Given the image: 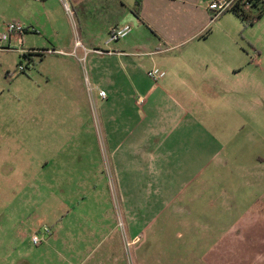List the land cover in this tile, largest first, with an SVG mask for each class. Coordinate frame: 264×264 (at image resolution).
I'll return each instance as SVG.
<instances>
[{
    "label": "rangeland",
    "instance_id": "1",
    "mask_svg": "<svg viewBox=\"0 0 264 264\" xmlns=\"http://www.w3.org/2000/svg\"><path fill=\"white\" fill-rule=\"evenodd\" d=\"M25 1L0 0V36L23 11ZM66 2L67 35L75 44L86 33L85 16L71 0ZM254 25L243 23L233 11L214 19L203 57L217 72L187 78L177 71L176 79L181 80L175 88L186 92L188 102L174 90L163 94L158 83L156 91L163 95L154 111L145 106V96L137 94L133 103L139 99L142 103L137 108L128 103L122 118L116 107L108 105L106 111L88 63L77 61L83 46L70 48L72 56L40 53L30 69L23 54L25 49L41 48L39 42L0 46L1 243L16 247V256H32V237L39 236L41 244L46 228L56 227V217L64 219L61 229L73 231L106 229L111 218V229L123 238L126 264H136L137 240L131 237L139 233L145 236V249L138 254V263L149 264L153 242L160 249L161 264H166L169 242L161 236L179 225L168 217L196 220L188 225L213 229L219 217L215 201L230 195L232 188L246 187L235 172L255 175L254 171L264 170V26ZM144 32L135 29L128 40L151 38ZM169 59L136 57L130 82L151 89L155 83L147 72L155 67L164 70L160 64ZM22 64L26 72H19ZM169 73L163 80L173 75ZM118 81L126 82L124 76ZM110 116L118 120L112 127L128 121L134 137L141 131H136L138 123L145 121L146 128L153 120L157 133L152 140L159 144L156 156L123 152L119 172L112 149L124 136L114 128L112 134L108 131ZM180 165L185 177L192 172L193 184L185 190ZM249 180L254 182L255 177ZM236 196L244 198L243 193ZM183 224L177 229L185 230Z\"/></svg>",
    "mask_w": 264,
    "mask_h": 264
},
{
    "label": "crops",
    "instance_id": "2",
    "mask_svg": "<svg viewBox=\"0 0 264 264\" xmlns=\"http://www.w3.org/2000/svg\"><path fill=\"white\" fill-rule=\"evenodd\" d=\"M71 1L73 7L79 9L85 16L86 33L83 39H78L75 44L73 36L67 35L65 25L67 10L63 1H25L23 11H20L13 21H21L26 26L22 45L30 42L41 44V48L25 49V51H35L27 61L29 64H34L38 54L43 52L44 55L72 56L75 47L83 46L85 51L77 61L81 63L80 59L85 58L84 63H88L96 87L107 92L106 98L101 97L105 109L108 105L116 107L120 111L121 118L125 107L131 101L133 103V96L137 94L145 96V106L150 110L159 101V95L166 94L170 90H174V94H177L182 102H188L189 98L185 97L186 92L175 88L181 80L179 77L176 79L177 71L179 75H185L187 78H194V75L202 78L200 73L203 74L204 71L217 72V67L211 64L210 59L203 57L209 49L207 45L209 36L214 32V29L210 28L214 15L209 10L211 0H142L140 7L136 4L137 0H134V4L128 0ZM261 2L264 4V0ZM50 3H54L56 7L50 6ZM137 7L138 15L134 13ZM257 22L261 23V28L264 26V14L251 26ZM97 23L98 28L95 29ZM126 25L132 27L129 36L135 29H141L151 33V38L128 40L127 37L119 42L107 43L113 30ZM12 42L19 44V38H14ZM56 44L60 49L55 47ZM48 45L53 47L47 48ZM70 48L73 49L72 52ZM96 50L104 53H97ZM163 55L171 59L168 63L160 65L165 68L164 70H168V73L165 71L166 76L170 74L169 72L173 74L167 81L163 80L165 76L158 82L162 83L161 91L165 93L156 91L158 83L153 84L149 89L142 84L139 85L140 83L130 82L129 70L135 65L136 57H148L153 60ZM120 76H124L126 82L118 81ZM182 83L186 88H192L187 81ZM192 93L195 94L193 91ZM136 105L137 102L133 103L135 108ZM171 117H169L170 121H172ZM107 120L108 131L111 134L114 128L116 134L120 133L124 136L122 140L119 137L118 144L112 149L113 159L118 162L119 172L121 160L124 158L123 152L137 151L151 157L156 156L159 144L155 146L152 140L157 133L153 120L146 128L145 121L137 124L136 131L141 129L137 137H134L136 132L129 131L128 121L125 123L126 121L122 120L120 128H117L112 127L113 122L118 121L117 118L114 120L110 116ZM109 143L115 141L110 139ZM158 158L160 159V156ZM179 169L183 175L185 170L181 165ZM191 173L185 174L186 177L183 175L184 190L193 184ZM254 174L247 170L235 172V176L246 181V187L243 190L238 187L232 188L230 195L225 193L226 195L215 201L219 217L213 229L202 224L198 227L188 225L196 223V220L193 222V220L180 219L175 215L174 220L170 219L171 216L168 217L170 221L179 225L175 230L168 231L166 236H161L167 238L169 242L166 264H264V170L254 171ZM252 176L255 177L254 182L249 180ZM242 193L244 198H237L236 194L240 196ZM59 218H55L58 220L56 227L47 234L40 245L36 246L32 237L31 243L35 248L32 256L31 253L28 256L24 254L16 256V247L0 241V264H126L127 258L122 254L123 238L120 232L111 229V218L106 229L89 230V227L85 231L61 229L65 222L64 219ZM182 222L187 224L185 230L177 229L182 227L180 225ZM131 238L137 240L135 254L136 264H139L138 254L144 252L145 236L139 233ZM153 245L154 243L150 242L149 248L152 249V254L149 255V264H161L160 249Z\"/></svg>",
    "mask_w": 264,
    "mask_h": 264
},
{
    "label": "built area",
    "instance_id": "3",
    "mask_svg": "<svg viewBox=\"0 0 264 264\" xmlns=\"http://www.w3.org/2000/svg\"><path fill=\"white\" fill-rule=\"evenodd\" d=\"M64 2L65 8L67 11H70V7L67 4L66 0H61ZM142 1V0H138ZM238 0H211L209 3V10L214 13V19L218 18L222 14L228 11H234L235 6L237 4ZM251 3L247 0L244 2V10L247 11L251 8ZM213 19V20H214ZM26 26L23 22L15 20L12 22H9L6 26L5 32L0 36V46L1 47H11L13 45V39L19 38V44H22V36L25 34ZM132 33V27L130 25H126L120 28H116L113 30V32L110 34L107 43H115L119 42L121 40L126 39L129 37V35ZM0 47V48H1ZM2 49V48H1ZM35 51H25V53H33ZM50 53H56V51H49ZM95 52L103 54V51L96 50ZM87 55V54H86ZM80 61H85V58L80 59ZM33 63L29 64V69L33 67ZM19 72H26V67L22 64L19 67ZM147 76L155 83L157 84L161 79H163L166 76V72L159 69V68H153L147 72ZM99 97L106 98L107 92L105 90L99 91ZM138 104L142 103V99H139ZM50 230L46 228L45 233H50ZM41 238L39 236L34 235L33 236V243L35 245L40 244Z\"/></svg>",
    "mask_w": 264,
    "mask_h": 264
},
{
    "label": "trees",
    "instance_id": "4",
    "mask_svg": "<svg viewBox=\"0 0 264 264\" xmlns=\"http://www.w3.org/2000/svg\"><path fill=\"white\" fill-rule=\"evenodd\" d=\"M247 1V0H246ZM251 3V8L247 11L244 10V2L245 0H238L234 9V13L238 16L241 21L245 24L252 25L255 21L259 20L261 16L264 14V4H262L261 0H248ZM138 7H140L141 1H136ZM138 7L135 9V14L138 15ZM214 19V15L212 17ZM33 53H24L23 57L25 59H31Z\"/></svg>",
    "mask_w": 264,
    "mask_h": 264
}]
</instances>
